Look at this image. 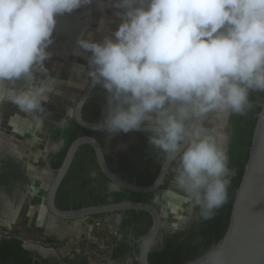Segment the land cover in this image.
<instances>
[{
	"label": "clouds",
	"instance_id": "1",
	"mask_svg": "<svg viewBox=\"0 0 264 264\" xmlns=\"http://www.w3.org/2000/svg\"><path fill=\"white\" fill-rule=\"evenodd\" d=\"M91 3L0 0V105L39 114L50 94H61L33 73L47 72L56 17ZM115 6L127 11L111 36L77 41L91 53L92 85L107 94L97 130L150 131L149 144L168 161L178 159L175 184L211 219L227 202L235 171L203 118L244 115L250 94L264 92V0H117ZM20 81L26 87H14Z\"/></svg>",
	"mask_w": 264,
	"mask_h": 264
},
{
	"label": "flooded vegetation",
	"instance_id": "2",
	"mask_svg": "<svg viewBox=\"0 0 264 264\" xmlns=\"http://www.w3.org/2000/svg\"><path fill=\"white\" fill-rule=\"evenodd\" d=\"M116 3L117 0H92L90 5L81 6L71 14L56 17L57 24L52 36L53 43L46 49L51 53L50 59L45 61L47 72L42 75L44 72L35 71L33 75L38 82L45 83H47V76H49V81H53L52 86L57 88L61 94L56 95L53 93L49 95V99L43 105L44 112L37 114L41 117L39 121L37 116L34 117V114L21 112L14 104L7 101L0 105V226L7 231L6 234H0V264H3V262L5 264H65L51 253L53 252L51 249L48 252V247L46 249L41 247L39 243H34L32 240L23 237L22 235L25 234L17 230L20 229L18 215L20 213L22 215L24 209H29L30 203L33 202V196H31V193H33L31 167L34 164L33 156L30 157L27 153L20 154L19 150L24 142L38 146L40 154L38 164H41L42 169L51 174L52 178L53 173L49 170L47 162L50 166V160L53 164H58L59 154L66 147L68 132L71 134L78 132L73 125L72 111L68 115L64 110V107H67L69 103L73 109L75 101L85 87L83 86V76L79 72L85 70L84 63L89 58L90 52L81 49L77 41L83 39V35L89 28L92 31L94 30L95 16L100 14L104 7H108L106 13L109 19L111 16L115 17V21L113 20L111 26L117 29L127 9L117 8ZM140 6L139 4L134 5V7ZM89 70L88 66V72ZM14 87L23 88L26 87V84L20 81ZM106 95L101 85L94 87L83 111L86 109V113L91 116L97 113L104 114ZM233 115L228 114L225 126L222 125L224 114H219L218 118L220 120L216 122V126H219L216 128L218 130L217 137L219 134L223 136L224 143L222 147L228 155V164L229 149L234 131L231 124ZM209 119V114L203 118L205 128L209 127ZM62 120L64 122L59 125ZM90 136H95L99 142L100 140L103 141L104 146L102 147L105 154L112 158L115 168L121 166L123 170H131L142 162H146L150 167L157 166L162 159L163 153L149 144L148 136L123 132L110 136L109 133L99 131H95V135ZM225 136L227 137L226 141ZM89 151V149L81 150L80 148L76 153L75 159L77 154L81 153L79 164L74 168L70 167L68 171L70 175L64 182L68 173L66 174L55 198L56 206L59 209L61 208L57 204V199L58 203L67 205L69 210L75 208L74 203L79 204V208L86 207L84 202L120 191L112 189L110 182H106L99 176L97 169L89 162ZM177 162L178 159L172 164L159 191L180 189L174 182ZM150 167L145 170L137 169L132 175V182L135 183L139 172L143 177H152L154 168L151 169ZM48 173L46 177L49 183L51 178L48 177ZM130 193L127 192L126 196ZM152 195V202H155V194ZM190 205L188 215L182 220L181 226L176 231L171 230L172 226H164L157 244H162L166 236L183 233L181 238H185L186 235L192 233L198 225L200 209L193 203ZM105 217L93 216L88 219L91 222L94 221L92 225L94 224L96 227L100 225V222H95V220L100 218L105 220ZM107 217L108 220H105L104 223L111 225L115 236L106 255H103V251L99 250L103 261L109 264H132L134 261L132 255L136 253V244L139 243L138 240L141 237L137 236V232L146 226L147 217L131 210L114 213ZM125 220H129V222L124 224ZM30 222L31 226L32 224L34 226V220ZM6 224L9 228L6 227ZM58 235H49L54 238L47 239L55 241L54 239H58L56 238ZM59 250L61 252V247ZM115 253H118V255L116 256Z\"/></svg>",
	"mask_w": 264,
	"mask_h": 264
},
{
	"label": "water",
	"instance_id": "3",
	"mask_svg": "<svg viewBox=\"0 0 264 264\" xmlns=\"http://www.w3.org/2000/svg\"><path fill=\"white\" fill-rule=\"evenodd\" d=\"M96 86L92 85L91 78H89L75 101L72 118L78 126L84 129L108 133L107 130H97L100 122H88L83 118V108L91 91ZM227 116L228 114H224L223 126L227 123ZM137 132L150 131L142 126L141 129L128 133ZM85 145L94 151L99 171L110 182L112 189H122L136 194L157 193L163 186L175 161H168L165 158L154 181L150 185L139 186L134 182L121 179L112 172L107 165L105 151L95 136H80L70 143L63 161L57 169L51 168L47 162L53 176L44 196V206L51 217L66 224L68 222L81 223L93 216H106L104 219L108 220V215L127 210L145 212L151 217V225L138 240L139 246L135 261L136 264H150L149 253L157 244L159 235L164 229L162 217L155 202L121 201L69 210H62L56 206L55 198L60 185L68 173L76 153ZM180 226V224H174L171 230L176 231ZM6 227L9 228L7 224ZM183 264H264V98L261 110L256 114L248 157L232 202L226 231L223 237L213 244L206 253Z\"/></svg>",
	"mask_w": 264,
	"mask_h": 264
},
{
	"label": "trees",
	"instance_id": "4",
	"mask_svg": "<svg viewBox=\"0 0 264 264\" xmlns=\"http://www.w3.org/2000/svg\"><path fill=\"white\" fill-rule=\"evenodd\" d=\"M264 92H252L250 94V102L252 107L246 112L244 115H233L231 124L233 126V136L229 149V168L235 171V175L231 177V183L228 187V199L227 202L218 210L215 211L213 217L208 220H204L200 216V211L198 213V225L193 229L192 233L186 235L185 238H181L183 233H176L171 236H166L162 244H156L149 253V263L150 264H183L185 262L194 260L204 253H206L209 248L218 242L224 235L228 221L230 210L232 207V202L234 200L235 192L240 182L244 165L246 163L248 157V148L251 143V138L253 134V129L256 121V114L261 110L263 104ZM83 118L88 122H102L104 119V114L97 113L95 115H89L86 113V109L83 111ZM73 125L75 129L78 131L75 134H71L68 132L66 147L59 154L60 160L58 164H53L50 160L52 168H58L65 156L66 150L70 143L80 136H90L95 135V131L87 130L78 126L74 121ZM140 136H150L151 133L146 132H138L136 133ZM102 146L104 143L100 140ZM89 149V162L90 164L97 169L98 174L101 178H103L106 182L108 181L105 176L99 171V168L96 163L95 154L91 147L85 145L81 147V150ZM80 152L77 154L75 161L73 162L71 168H74L79 164L80 161ZM105 159L109 168L121 179L127 180L128 182H132V175L137 171V169H147L150 166L147 165L146 162L139 163L134 169L131 170H123L120 167H114L112 163V158L105 154ZM165 159L164 154L162 155V159L157 166H151L150 168H154V174L152 177H143L141 172H139L138 178L135 183L139 186H147L150 185L154 179L156 178L159 169ZM73 170V169H72ZM70 173H68L64 182L68 179ZM61 191V189H60ZM61 193V192H60ZM127 191L120 189L119 192H114L109 195H106L102 198L97 197L91 201L84 202L87 206H95L100 204H108V203H117L121 201H137V202H152V194L147 195H138L135 193H130L127 195ZM134 196V198H133ZM111 198V200H109ZM57 204L62 210H68L67 205ZM74 209L79 208V204L74 203ZM135 212V211H133ZM147 217L146 226L139 232H137V236H143L148 228L151 225V217L145 212H139ZM129 220H125L124 224H127ZM139 243L136 244V253L132 255L134 261L132 264H136L135 258L137 254ZM117 256L118 253H115ZM3 264H5L3 262Z\"/></svg>",
	"mask_w": 264,
	"mask_h": 264
},
{
	"label": "rangeland",
	"instance_id": "5",
	"mask_svg": "<svg viewBox=\"0 0 264 264\" xmlns=\"http://www.w3.org/2000/svg\"><path fill=\"white\" fill-rule=\"evenodd\" d=\"M107 9L108 7L106 8L104 7V10L100 11V14L95 16L96 20H95L94 30L92 31L89 28V30H87L86 33L83 35V39L89 40L91 42L102 43L105 37L111 36L117 30L116 28L111 26L113 20L115 21V17L111 16L112 19L111 18L109 19L106 13ZM90 56L91 53L89 57ZM84 64L86 67L85 70H81L79 72L83 76V86H85L88 81V75H87L88 66H89L88 58L85 60ZM42 75H45V72ZM48 81H49V76H47V82ZM64 110L68 115L71 114L72 106L70 105V103L67 105V107H64ZM209 115H210V119H209L210 122L208 124L209 127L207 129H209L214 135H216L217 142L219 146L222 147L223 145L221 146L219 142V140H221L222 138V134L221 136L219 134V136L217 137L218 130L216 129L217 127H219L218 125L216 126V122L219 121L218 118L219 114L210 113ZM36 116L37 114H34V117ZM48 177L51 178V174L48 173ZM47 184L49 185L48 182ZM44 196L45 195H42L40 198H33L32 200L33 205L29 209L28 208L24 209V211L22 212L21 216L26 218L22 220L20 219L21 224L20 225L17 224L20 229L17 230H20V232L22 231L25 234L22 235L23 237L32 240L34 243H39L40 246L43 248L45 247V249L48 247L49 248L48 250L51 249V251H53L52 253L65 264H85L83 259L86 255L83 256L78 255L76 256V258H70L71 255H74L73 251L71 252V254L68 255H66L65 252L63 251L65 245L75 242L78 243L84 240L95 242L96 243L95 247L103 251V255L107 254L109 250V246L111 245L115 236L114 230L111 227V225H109L108 223H104L105 220H102L101 218L95 220V222H100V225L96 227L94 226V224L92 225L94 221L91 222V220L89 219H86L81 223L68 222L64 224L61 222L62 223L61 224L59 221L51 217L49 213H47L44 206ZM154 201L157 208L160 211L164 226H172V224L182 221L188 215V211L191 206L190 205L191 203L187 198L186 194L178 188L169 189L167 191H158L154 195ZM29 218L32 219V221L36 220V228H37V224L38 225L41 223L43 224V226L40 227L42 231L41 235H38L37 231L33 228L34 227L33 224L31 226V222L28 223ZM44 219L46 220L48 219L50 223L48 221H45ZM50 224H52L51 227ZM44 225L46 226V228L44 227ZM65 227L66 228L69 227L71 229V231L69 232H71V235H75L74 239L69 240L67 238H62L64 237L63 233L66 230ZM47 229H49L48 232L43 231ZM49 235H58V237L56 236V238L58 239H54L55 241H49L50 238H54ZM60 247L62 249V252H60L59 250ZM101 264H109V263L103 262Z\"/></svg>",
	"mask_w": 264,
	"mask_h": 264
},
{
	"label": "crops",
	"instance_id": "6",
	"mask_svg": "<svg viewBox=\"0 0 264 264\" xmlns=\"http://www.w3.org/2000/svg\"><path fill=\"white\" fill-rule=\"evenodd\" d=\"M38 146H34V145H30L29 143H25L22 145V147H20V154H28L30 157L33 156V161L34 164L31 167V174L33 176V185H32V190L33 193H31L33 196V198H40L42 195H45L47 188H48V184H47V171L43 170L41 167V164H38L40 159V154L38 153ZM27 151V152H26ZM33 205L30 203L29 208ZM36 205V204H35ZM26 217L21 216V213L18 215V220L20 221V219H24ZM32 219L29 218L28 223H30ZM45 221H48V219H44ZM35 224H34V229L37 231L38 235H41L42 231L40 229L41 226H43V224H37V228H36V220H34ZM49 222V221H48ZM50 223V222H49ZM21 224V222H20ZM52 224H50L51 227ZM44 227L46 228V226L44 225ZM67 230H65L64 237L62 238H67L69 240H72L75 238V235H71V229L69 227L66 228ZM43 231H49V229L47 230H43ZM63 236V235H62ZM96 243L95 242H90L89 240H84L81 242H75V243H71V244H67L64 246L63 251L65 252L66 255L71 254V252L73 251L74 255H71L70 258H76V256L78 255H86L84 257V262L85 264H101L103 263V258H102V254L100 253L99 249H97L96 247ZM62 252V249H61ZM87 253V254H84Z\"/></svg>",
	"mask_w": 264,
	"mask_h": 264
},
{
	"label": "built area",
	"instance_id": "7",
	"mask_svg": "<svg viewBox=\"0 0 264 264\" xmlns=\"http://www.w3.org/2000/svg\"><path fill=\"white\" fill-rule=\"evenodd\" d=\"M182 222L183 221H179V222L174 223V224H178V225L180 224L181 225ZM174 224H172V225H174ZM6 233H7L6 229L0 226V234H6Z\"/></svg>",
	"mask_w": 264,
	"mask_h": 264
},
{
	"label": "bare ground",
	"instance_id": "8",
	"mask_svg": "<svg viewBox=\"0 0 264 264\" xmlns=\"http://www.w3.org/2000/svg\"><path fill=\"white\" fill-rule=\"evenodd\" d=\"M221 136V135H220ZM221 138V137H220ZM219 142H220V145L222 146L223 145V143H224V141H223V136H222V138H221V140H219ZM223 148V147H222ZM42 251V250H41ZM44 253H47L46 251H43ZM48 252H49V250H48Z\"/></svg>",
	"mask_w": 264,
	"mask_h": 264
}]
</instances>
